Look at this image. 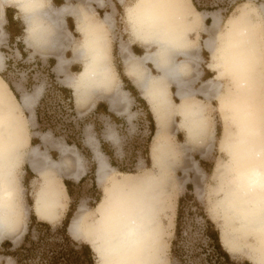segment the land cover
Masks as SVG:
<instances>
[{"label": "bare ground", "instance_id": "obj_1", "mask_svg": "<svg viewBox=\"0 0 264 264\" xmlns=\"http://www.w3.org/2000/svg\"><path fill=\"white\" fill-rule=\"evenodd\" d=\"M48 1L0 0V39L4 36L3 5L15 4L25 23L23 39L26 45L42 54L55 56L56 71L65 75L64 81L73 88L77 101L112 88L115 71L110 61L104 25L110 28L113 18L110 13L97 18L91 5L94 1L101 5L103 0H76L57 7ZM173 1L137 0L133 10H126L132 14V35L139 38L145 50L142 55H136L127 43L121 42L118 52L124 73L140 88L151 106L156 125L152 153L155 168L141 176L121 173L113 179L95 207L97 224L90 232L82 231L83 211L73 217L68 234L73 239L78 236L85 238L97 257V264H159L163 258L164 235L172 223L169 218L164 224L161 214L168 216L173 206L171 194L176 188L169 170L171 158L174 157L175 164L178 158V152L167 135L169 118L178 114L191 136L199 130L197 120L200 117L199 104L192 99L195 90L190 88L189 79L184 77L189 73L186 65L190 66V60L195 57L189 49L193 51L197 47L191 46L192 34H196V30L183 35L177 24L179 18L170 15ZM262 9L264 12V6ZM67 15L75 19L77 32L81 35L79 46L72 49L71 60L86 59L82 70L76 74L67 71L71 60L61 53L68 46H60L62 41L67 39L71 43L73 40V36L64 30V17ZM210 15L211 29H218V50L214 51V38L205 41L212 57L210 66L218 68V78L230 76L234 86L233 90L223 89L219 80L210 79L199 89L207 97L218 98L224 122L219 149L225 152L227 160L218 164V210L223 220L220 241L230 248H237L239 241L246 239L250 257L256 264H264L263 28L259 26L257 29L251 21L248 27L250 11L243 7L227 17L224 23L219 14L213 12ZM150 45H156V49L148 51ZM177 55H181L183 60H178ZM147 63L158 74L150 72ZM3 67L4 57L0 52V69ZM172 84L178 103L170 99L169 87ZM116 85L117 88L112 90L110 107L121 114L120 111L131 104V97L120 84ZM41 91V88H36L33 94L23 95L17 102L0 77V125L4 123L8 129V138L1 135L0 129V243L7 237L21 234L25 228L14 183V174L21 160H25L30 171L43 181L34 198V213L45 221L57 218L58 211L63 208L64 187L62 182L55 180L57 173H67L77 179L83 171L70 170L65 158L69 151L67 145L60 147L62 157L58 160H52L37 145L29 146L20 109H30ZM120 105L122 108H118ZM90 138L87 137V142L97 160L96 176L100 183L111 168L97 146L90 143ZM194 164L191 168L199 173ZM182 171L186 173L187 167L182 166Z\"/></svg>", "mask_w": 264, "mask_h": 264}, {"label": "rangeland", "instance_id": "obj_2", "mask_svg": "<svg viewBox=\"0 0 264 264\" xmlns=\"http://www.w3.org/2000/svg\"><path fill=\"white\" fill-rule=\"evenodd\" d=\"M105 1V6L97 5L102 8L94 5L96 10L94 12L100 19L104 17L105 13H110V1L115 7L113 15L110 13L111 18H114L112 26L108 28L104 25L110 48V61L115 71L114 84L112 88L100 91L101 93L98 94H92L88 97L89 99L80 102L77 101L73 88L65 83V75L55 72L54 66L57 62L56 58L54 59L55 56L42 54L24 42L23 30L25 27L21 20V13L16 10L14 5H3L2 27L6 36L0 42V52L4 57V67L0 69V77L11 88L17 102L21 101L23 95L33 94L36 88L42 90L41 95L30 109H20L29 146L37 145L52 160H58L62 157L60 147L67 145L69 151L65 154V158L70 170L83 171L77 179L71 178L67 173H57L55 180L58 183L62 182L64 187L63 208L58 211L57 218L45 221L36 217L34 213V198L43 181L41 177L30 171L25 160H21L14 174V183L16 199L21 206V219L25 222V228L21 234L4 239L9 240L10 245L8 247L0 246V264H16L12 255L5 254L6 252L15 253V250L22 243L29 223L32 225L30 239L37 242L34 247H31L33 249L28 258L23 256V259L21 255H16L21 259L19 264H39V259L44 255H50L49 251L54 250V247H56V251H62L65 255L70 254V251L74 249L70 240L86 243L82 236L73 239L68 234V227L65 235L69 241L64 239L62 224L70 210L72 213L69 224L73 217L83 211L84 220L83 227H81L84 233H88L97 224L96 219L98 217L95 214V207L113 179L118 178L121 173L141 176L154 171L152 153L156 125L151 106L148 101L149 106L141 100L137 90V95L129 90L133 85L131 86L129 80L124 76L123 61L118 52V45L121 42L127 43L130 50L137 55L144 52V48L141 46L143 44L138 40L139 38L132 35L133 20L130 17L132 14L126 12L130 8L133 10L137 0H124L123 4H119L116 0ZM71 2H75V0ZM198 2L202 6L206 5L207 8L198 11L191 0H174L171 4L173 11L170 15L179 18L177 24H179L183 35L194 33L200 20L204 19L205 26H209L211 23L210 14L213 12L219 14L224 23L227 17L243 7L247 12L250 11L248 27L250 21L257 29L262 26L264 37V12L262 9L264 0H198ZM49 4L55 7L61 3L60 0L58 2L50 0ZM65 19L64 30L73 36V40L71 43H68L67 39L62 41L63 44L60 46H68L65 50H61V53L71 60L73 57L72 49L79 46L81 35L77 32L73 19L68 16H65ZM222 29L223 25L221 31ZM205 37L206 35L203 33L192 34L191 46L194 45V40L200 45ZM155 49L156 45L148 46V51ZM200 54L202 58L196 66L200 75L192 84L195 92L199 91L200 87L198 88V86L203 81L213 77V73L206 67L209 62V54L205 50H201ZM176 58L183 60L181 55ZM76 61L68 67V70L75 72L74 74L82 70L86 59L80 58ZM216 61L218 62V57H216ZM186 70H189L190 73L192 69L186 65ZM150 71L156 73L151 66ZM215 78V82L219 80L222 83L223 89L233 90L234 86L230 76L225 75L218 78V68ZM116 84H120L121 88L126 89L131 97V104L128 108L119 110L121 114H117L115 110H111V107L108 108L107 106L108 104L110 106L112 93L114 88H117ZM193 87L190 88L193 89ZM63 88L70 90L71 100L66 99L67 94L61 90ZM197 97L201 99L203 104L198 105L200 117L197 123L199 130L194 132V135L189 136L187 128L182 124L178 114L175 113L169 118L167 135L175 151L178 152L176 154H178L179 159H176V164L174 157L170 161L172 165L169 172L172 180H174L176 190L171 194L173 206L168 212L169 215L165 217L164 214H161L164 224L169 218L172 224L164 235L163 258L159 264H244L245 261L249 264H256L250 257L246 239H241L236 246L237 248H230L220 241L223 220L220 218V211L218 210L220 197L218 164L227 160L225 152L219 149L224 122L218 105V98ZM174 101L179 102L178 99H174ZM118 108H122V106L120 105ZM0 129L1 135L8 138L6 135L8 129L4 123L0 125ZM88 136L96 139L97 149L111 168L106 179L100 183L96 176L97 160L92 146L87 142ZM203 153L204 155H202ZM180 160L183 162L180 163ZM194 162L199 173L191 168ZM182 166L187 167L186 173H183ZM64 181L69 183V192ZM32 212L35 220L30 218ZM178 213L180 232L176 239L178 240L177 259L173 261L171 242L175 238ZM206 220L210 221L216 229L218 240L224 251L228 253L229 258L218 253L217 259L216 255L211 252L205 226ZM40 221L48 223L50 228L36 227ZM93 254L97 264V257L94 252Z\"/></svg>", "mask_w": 264, "mask_h": 264}, {"label": "trees", "instance_id": "obj_3", "mask_svg": "<svg viewBox=\"0 0 264 264\" xmlns=\"http://www.w3.org/2000/svg\"><path fill=\"white\" fill-rule=\"evenodd\" d=\"M193 6L198 10L201 11L203 8H207L206 5L202 6L198 2V0H191ZM207 21V20H206ZM132 86V85H131ZM11 89V88H10ZM65 94H67L66 99L71 100V92L70 90L63 88L61 89ZM134 95L136 93V89L132 86L131 89H129ZM141 98V97H140ZM143 102L144 100L141 99ZM64 185L67 188V191L69 192V183L64 181ZM179 212V211H178ZM72 210H70L66 218L62 224V231H64V239L68 240V237L65 235L66 229L69 225V219L71 216ZM32 220H35V216L32 212V215L30 217ZM179 213L177 215L176 219V225H175V238L171 242V258L174 261L177 259V237L180 232V223H179ZM206 229H207V237L209 239V246H211V252L216 255L218 259V253L222 254L224 257L229 258V255L224 249L222 248L219 240H218V233L214 226L210 223V221L206 220ZM36 227H45L50 228V225L46 222H38V226ZM32 230V225L29 223L27 232L25 233L22 243L19 245V247L15 250V253L6 252L5 255H12V258L15 259L16 264L21 263V259L19 257H16L17 254L28 258L30 256L32 249L31 247H34L37 241H32L30 239V233ZM70 242L74 245V249L70 251V254H64L62 251H56V247H54V250H50V255H44L42 258L39 259V264H96L95 256L92 252L91 247L88 243L83 242H77V241H71ZM10 245L9 240H4L1 242L0 246L8 247ZM14 256V257H13ZM24 259V258H23ZM244 264H249L247 261L244 262Z\"/></svg>", "mask_w": 264, "mask_h": 264}, {"label": "crops", "instance_id": "obj_4", "mask_svg": "<svg viewBox=\"0 0 264 264\" xmlns=\"http://www.w3.org/2000/svg\"><path fill=\"white\" fill-rule=\"evenodd\" d=\"M50 1V0H49ZM49 1H48V3H49ZM52 1H55V2H58V0H52ZM72 0H60V5H62V4H64V3H67V2H69V3H75L76 2V0H75V2H71ZM119 4H123V2H124V0L123 1H120V0H116ZM103 2V4H98L97 2H91V4L93 5V8H94V5L96 6V7H98V6H105V4H106V1L105 0H103L102 1ZM113 3L110 1V9H111V11H110V13L113 15V11L115 10V7L112 5ZM10 5H14V7L16 8V10L17 11H19L18 9H17V7H16V5L15 4H10ZM10 5H7V6H10ZM59 5V6H60ZM98 5V6H97ZM54 7V6H53ZM55 7H57V6H55ZM98 8H102V7H98ZM94 10H95V8H94ZM96 11V10H95ZM20 12V11H19ZM97 14V13H96ZM68 17H71L72 19H73V21H74V26H75V28H76V23H75V19L72 17V16H69V15H67ZM64 19H65V17H64ZM114 19V18H113ZM21 20H22V17H21ZM22 22H23V20H22ZM199 23H198V25H197V27H196V35H198V34H200V33H203V34H205L206 35V37L202 40V42L200 43V45L199 44H197V42L194 40V45H193V47L194 46H197V47H195V48H193V51H192V49H189L193 54H194V59L193 60H190V67H191V72L190 73H187L186 74V76H184L185 78L187 77V79H189V85H190V87H193V83L195 82V80L199 77V75H200V71L198 70V69H196L197 67L196 66H198V63L201 61V54H200V52H201V50H205L208 54H209V62L206 64V67H207V69L208 70H210L212 73H213V77H211V78H208V79H206L205 81H203L202 83H201V85H199L198 86V88L199 87H201V86H203V83L204 82H206L207 80H209V79H211V80H216V74H217V69L216 68H213V69H211L210 68V63L212 62V57H211V54H210V50L205 46V41L208 39V38H214V44H213V48H214V51H216V50H218L217 48H218V29H217V31H215V30H212L211 29V23H210V25L209 26H205V24L203 23L204 22V19L203 20H200V21H198ZM3 24V23H2ZM23 24H24V27H25V23L23 22ZM65 25H66V19H65ZM67 27V26H66ZM3 28V27H2ZM68 28V27H67ZM205 28V29H204ZM69 29V28H68ZM77 29V28H76ZM4 31V30H3ZM215 33H217L216 35H215ZM23 35H25V28H24V30H23ZM211 35V36H210ZM6 36V34H5V32H4V36L0 39V42L2 41V39H4V37ZM217 36V37H216ZM24 40V39H23ZM217 41V42H216ZM25 42V41H24ZM136 42V41H135ZM138 43V42H137ZM140 44V43H139ZM143 48H144V46L143 45H141ZM198 49V50H197ZM144 50H145V48H144ZM65 53H66V51L64 52V55H65ZM144 53V52H143ZM142 53V54H143ZM49 54H51L53 57H54V55L52 54V53H49ZM135 54V53H134ZM142 54H140V55H142ZM137 55V54H136ZM180 55H177V57H179ZM54 59H55V57H54ZM121 59V58H120ZM56 60V59H55ZM72 62H77L76 60L75 61H71L69 64L70 65H68L67 66V70H68V67L69 66H71V63ZM56 64H57V62L55 63V66H54V70H55V72H56V69H55V67H56ZM123 64V63H122ZM147 65H149L148 67H149V69H150V66H151V68L154 70V71H156V73H154V74H157V70L151 65V64H148L147 63ZM124 66V65H123ZM194 68V69H193ZM195 70H197V71H195ZM68 71H70V70H68ZM70 72H72V71H70ZM151 72V71H150ZM57 73V72H56ZM72 73H75V72H72ZM58 74V73H57ZM61 75V74H60ZM124 76L129 80V82L131 83V85H133V87L137 90V92L139 93V96L141 97V99H143L144 100V102L146 103V105L147 106H149L148 105V102H147V100L145 99V96L143 95V93H142V91L139 89V88H137V87H135V85L133 84V82H132V80L130 79V78H128L126 75H125V73H124ZM193 79V80H192ZM173 89V90H172ZM193 89H195L194 87H193ZM169 90H170V93H171V99H172V101L173 102H175L174 101V99H178L177 97H175V96H173V93L172 92H174L175 91V86L172 84V85H170V87H169ZM197 96H200V97H202V98H204V99H211V98H213V97H207L204 93L202 94L201 92H195L194 94H193V96H192V99L197 103V104H203V102L201 101V99H199ZM178 101H179V99H178ZM108 106V108H110V106H109V104L107 105ZM149 108V107H148ZM150 110V109H149Z\"/></svg>", "mask_w": 264, "mask_h": 264}, {"label": "snow or ice", "instance_id": "obj_5", "mask_svg": "<svg viewBox=\"0 0 264 264\" xmlns=\"http://www.w3.org/2000/svg\"><path fill=\"white\" fill-rule=\"evenodd\" d=\"M90 143H92L94 145L96 143V139L95 138H90Z\"/></svg>", "mask_w": 264, "mask_h": 264}]
</instances>
